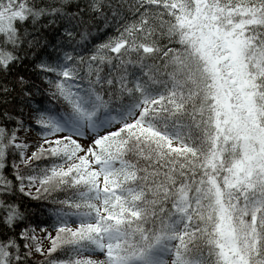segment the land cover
<instances>
[{"label": "snow or ice", "instance_id": "obj_1", "mask_svg": "<svg viewBox=\"0 0 264 264\" xmlns=\"http://www.w3.org/2000/svg\"><path fill=\"white\" fill-rule=\"evenodd\" d=\"M0 264H264V0H0Z\"/></svg>", "mask_w": 264, "mask_h": 264}, {"label": "trees", "instance_id": "obj_2", "mask_svg": "<svg viewBox=\"0 0 264 264\" xmlns=\"http://www.w3.org/2000/svg\"><path fill=\"white\" fill-rule=\"evenodd\" d=\"M53 195H57L53 193ZM23 203L27 204L30 209H34L35 211L30 213L31 216L34 217L35 222L45 221L46 223H50L48 220V216L46 214V208L51 206V201H32L27 198L24 199ZM86 254V253H85ZM96 255H99L98 253Z\"/></svg>", "mask_w": 264, "mask_h": 264}, {"label": "rangeland", "instance_id": "obj_3", "mask_svg": "<svg viewBox=\"0 0 264 264\" xmlns=\"http://www.w3.org/2000/svg\"><path fill=\"white\" fill-rule=\"evenodd\" d=\"M98 258V257H97Z\"/></svg>", "mask_w": 264, "mask_h": 264}]
</instances>
